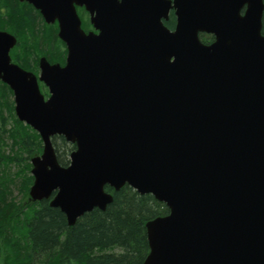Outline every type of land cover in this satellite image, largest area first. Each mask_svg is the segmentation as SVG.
<instances>
[{
  "label": "water",
  "instance_id": "obj_1",
  "mask_svg": "<svg viewBox=\"0 0 264 264\" xmlns=\"http://www.w3.org/2000/svg\"><path fill=\"white\" fill-rule=\"evenodd\" d=\"M19 1L66 46L64 66L41 58L35 76L0 31V82L42 144L29 199L71 227L128 186L168 209L145 224L143 264H264L263 0ZM55 136L75 145L66 167Z\"/></svg>",
  "mask_w": 264,
  "mask_h": 264
},
{
  "label": "trees",
  "instance_id": "obj_2",
  "mask_svg": "<svg viewBox=\"0 0 264 264\" xmlns=\"http://www.w3.org/2000/svg\"><path fill=\"white\" fill-rule=\"evenodd\" d=\"M9 3L0 0L5 13L0 26L10 28L19 39L12 60L34 73L39 57L63 65L65 45L56 34ZM174 22L171 15L164 25L172 30ZM261 34L264 36V13ZM200 40L210 44L213 37L200 35ZM39 85L47 97L46 88ZM11 98L12 92L0 82V264H143L149 253L145 224L168 215L167 207L128 186L117 192L106 187L112 203L104 211L94 209L84 214L70 227L48 201H30V159L41 153L42 144L35 131L17 120ZM30 138L35 139L33 146ZM52 144L58 163L66 167L75 145L59 136L52 138ZM14 188L22 200L14 198Z\"/></svg>",
  "mask_w": 264,
  "mask_h": 264
},
{
  "label": "flooded vegetation",
  "instance_id": "obj_3",
  "mask_svg": "<svg viewBox=\"0 0 264 264\" xmlns=\"http://www.w3.org/2000/svg\"><path fill=\"white\" fill-rule=\"evenodd\" d=\"M9 4L12 5L13 9H15V11H19V12H22L23 14L25 15H28L29 17H36V19L39 21V23L43 24V26H46L47 28L51 29L55 34H56V38L57 40H59L60 42H62L59 38H58V31H59V27H58V21L57 20H54L53 22H49L47 23L43 16L41 15L40 11L35 9L31 4L23 1V2H20L19 0H9ZM76 13H77V16L80 20V26H81V29L85 32V33H89V32H93V33H97V31L93 28V26L91 25L90 23V16L89 14L86 12L85 8L84 7H76ZM172 12H170L169 16L173 15V13L171 14ZM5 16V13L3 11V8H0V22H1V19H3ZM174 17V16H173ZM10 28H4L2 26H0V31L1 32H6L10 35H12L15 39H16V44L15 46L10 50L9 52V56H10V59H11V62L15 65H17L13 60V56H12V52L14 51V49L17 48V43L19 41L18 37L12 33L11 29L9 30ZM63 43V42H62ZM64 44V43H63ZM65 45V44H64ZM65 51H66V46L64 47ZM43 58V57H39V60ZM65 58H66V55H65ZM39 60H38V71H39ZM50 64H59V63H50ZM64 64H65V61H64ZM61 65V66H64ZM60 65V64H59ZM18 66V65H17ZM23 69V68H22ZM25 70V69H23ZM25 71H28V70H25ZM28 72H31L33 73L34 75L38 76L37 74H35L34 72L32 71H28ZM31 160V159H30Z\"/></svg>",
  "mask_w": 264,
  "mask_h": 264
},
{
  "label": "rangeland",
  "instance_id": "obj_4",
  "mask_svg": "<svg viewBox=\"0 0 264 264\" xmlns=\"http://www.w3.org/2000/svg\"><path fill=\"white\" fill-rule=\"evenodd\" d=\"M19 12V11H18ZM22 13V12H21ZM23 14V13H22ZM21 41V40H20ZM21 44L23 45V42L21 41ZM21 44H20V46H19V51H20V48H21ZM35 74H39V71L37 70V72L35 73ZM12 100H13V97L11 98ZM24 124V123H23ZM8 125H11V123H10V121H9V124ZM25 125V124H24ZM9 127V126H8ZM28 127V126H27ZM30 128V127H29ZM31 129V128H30ZM32 130V129H31ZM31 139V141H30V146H33V142H34V140L35 139H33V138H30ZM8 144H7V146H8V149L10 148V144H11V141L10 140H8V142H7ZM41 153H42V151H41ZM41 153H39V155H41ZM34 155V154H33ZM39 155H37V156H39ZM23 157H25V155L23 156ZM31 157H32V155H31ZM34 157V156H33ZM12 193H13V196H14V198L15 199H17V200H22L21 198H22V196H21V194L19 193V191L16 189V188H14V189H12ZM31 201V200H30Z\"/></svg>",
  "mask_w": 264,
  "mask_h": 264
}]
</instances>
